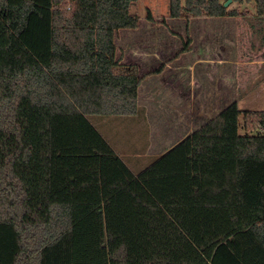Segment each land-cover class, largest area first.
<instances>
[{"label": "trees", "instance_id": "16d2710c", "mask_svg": "<svg viewBox=\"0 0 264 264\" xmlns=\"http://www.w3.org/2000/svg\"><path fill=\"white\" fill-rule=\"evenodd\" d=\"M227 1L169 16L248 13ZM136 2L0 0V264H264V111L235 100L136 171L91 121L143 113L116 45Z\"/></svg>", "mask_w": 264, "mask_h": 264}, {"label": "rangeland", "instance_id": "374dc122", "mask_svg": "<svg viewBox=\"0 0 264 264\" xmlns=\"http://www.w3.org/2000/svg\"><path fill=\"white\" fill-rule=\"evenodd\" d=\"M169 3L170 0H137V2L131 7V12L139 16V26L136 29H121L117 33L116 45L118 55L122 56V61L124 63H135L137 65L140 63L141 65L138 66L140 73L144 74V78L150 74L156 73L154 72L156 69L163 67L164 65L166 66L171 62V65L175 67L173 69L178 72V75L182 70L186 73L189 70V66L193 64L197 57L202 56L209 58L211 53H215L214 50H217L219 53L226 56V53L224 52H227V50L230 52L233 49L230 46V48L226 49V41L231 43L232 39L239 40L240 43L236 45L235 49L236 53L241 55V52L238 49H242L243 45H246L244 28L241 29L240 34L238 33L232 37L230 35V28V31H228V29L222 28L219 25V21H221L220 18L224 19V17H227L223 16L208 18L209 20H206L208 26L204 30L203 25L205 24L202 25L201 19L196 20L195 18L197 17L194 19L191 18L192 20L190 19V22L186 18H171L169 16ZM228 7L229 9L236 8L239 12L251 13L250 10L256 12L255 6L252 2H231ZM248 13L242 15V18L246 17L247 20L264 18L256 15V13L250 14L254 16H250ZM149 14L153 17L152 20H148ZM259 21L260 22L254 24L253 37L252 35L249 36V41L250 38L251 41L252 39H258V41L255 42L256 45L264 39V23L261 22L262 20ZM210 27H212V29ZM231 33L233 35V32ZM188 37L191 39L189 50L180 53L179 51ZM210 46H214L212 47L214 50H211ZM219 55L220 54L218 53L216 54V56ZM196 66V72L199 76L203 72L202 69L206 64L200 63L198 65L196 64ZM173 75L174 74H170V77L173 78ZM154 78L158 81V77L146 78L144 81V86L141 90V98H143V104L141 105L146 103L145 96L148 95L145 88L146 82L150 79L154 80ZM205 82L206 81H201V84ZM171 87H173V94L170 95L174 97L179 96V91L181 89L177 85H172ZM183 95L186 97L184 92ZM178 106L179 105L175 107L177 108ZM160 107L162 106L157 105L152 107V110L149 113V119L147 118L148 113L145 111V121L147 122L145 129L143 128L145 125L142 121L141 115L136 119L128 116H92L91 121L110 140L113 149L122 152V156L125 157V160L128 162L131 169L136 171L146 166L152 157L157 156V154H161L162 152H166L176 144V140L180 137L176 139V132H169L168 126L172 123L175 126L182 123L187 128L189 127V124L193 125L196 123V127L199 128L207 122V120L217 115L221 110V107L219 108L217 105L213 106L211 109L202 112V118L198 117L199 113L195 114L194 112L190 113L189 111H183V113L178 112L176 117L173 120H170V115L176 113L171 112L173 111L172 109L169 111V109L163 110ZM178 115L184 118V120L180 121L181 123L178 122ZM200 118L201 121H199ZM95 121H97V123H95ZM106 121L108 122L104 125L103 123ZM133 121H136L135 125ZM239 121L240 134H247L248 132L243 126V115L240 116ZM110 122L111 124H109ZM164 123L167 124L166 129ZM110 125L112 128H110ZM183 125L182 127H184ZM131 126H134V129H132ZM163 132L168 133V136L163 137ZM249 133L254 134L251 132ZM187 134L188 133H185V135ZM158 136H162L163 138ZM147 137H149L148 139L151 142L148 145H145ZM126 140L127 142H125ZM129 140L131 141V144H129Z\"/></svg>", "mask_w": 264, "mask_h": 264}, {"label": "crops", "instance_id": "0c3cea01", "mask_svg": "<svg viewBox=\"0 0 264 264\" xmlns=\"http://www.w3.org/2000/svg\"><path fill=\"white\" fill-rule=\"evenodd\" d=\"M244 1L247 2L246 0ZM250 12L252 14L256 13L254 10H250ZM251 13H248V15ZM208 18L210 17H201L195 19L202 20V25L205 24L203 25V29L205 30L208 26L206 21L209 20ZM220 20L221 21H219V25L222 28L228 29V31H230L229 28L231 29L230 35L232 37L238 33L240 34L241 29L244 28V34L247 38L244 37L246 40V45L244 44L242 49H238L241 52V55H238L235 49L236 45L240 43L239 40L232 39L231 43L226 41V49L230 47L233 48L230 52H228V50L227 52H224L226 53V56L222 55V53H219L217 50H214L212 48L215 46L214 45L210 47L215 53H211L209 58L202 56L197 57L193 64L189 66V70L186 73L182 70V72L180 71L181 73L178 75V72L173 69L175 67L171 65V62L170 64L161 67V70L163 69L161 72H156L157 74L153 73L146 76L147 79L150 77H158V81H156L154 78V80L150 79L146 82L145 88L148 95L145 96L146 103L144 105H141L143 104L141 90L144 86V81L146 78L142 80L139 87L138 103L140 108H143V113L141 116L145 125L143 126L144 129L147 124L145 121V111L148 113L147 118L149 119V113L151 112L152 107L157 105H161L162 107L160 108L163 110L169 109L170 111L172 109L173 111L171 112L176 113L170 115V120H173L178 112L183 113V111H189L190 113L194 112L195 114L199 113L198 117L202 118V112L205 110L211 109V107L216 105L219 108L221 107L222 110L235 100L238 101V105L241 110L264 111V39H262L257 44L258 46L255 43L258 41V39H252L251 41L250 38L249 41V36L252 35L253 37L254 35V24L260 22L259 20H262L261 22L264 23V18H258L257 20H247L246 17L242 18V15H239L227 16L224 17V19L220 18ZM210 28L212 29V27ZM231 32H233V35ZM217 53L220 55L216 56ZM200 63H204L206 66L202 69L203 72L198 76L196 72V64L198 65ZM138 65L141 64L138 63ZM170 74H174L173 78L170 77ZM201 81L206 82L201 84ZM174 84L181 89L179 91V96L175 97L170 95L173 94V87L171 86H175ZM183 92L186 97L183 95ZM177 105L179 106L176 108L175 106ZM164 115L166 116L165 113ZM178 116V122L184 120L183 117L180 115ZM201 118L199 121H201ZM133 123L135 125L136 121H133ZM164 125L166 129L167 124L164 123ZM182 125L183 124L181 123L178 126H175L172 123L170 126H168L169 132H176V139L180 137L178 140H176V144L185 136L191 134L195 129L198 128L196 127V123L193 125L189 124L188 128L184 125V127H182ZM131 127L134 129V126ZM110 128H112L111 125ZM163 133V137L168 136V133ZM185 133L188 134L185 135ZM148 138L149 137H147L145 145H148L151 142ZM125 142H127V140ZM128 142L131 144L130 140Z\"/></svg>", "mask_w": 264, "mask_h": 264}, {"label": "water", "instance_id": "95a60500", "mask_svg": "<svg viewBox=\"0 0 264 264\" xmlns=\"http://www.w3.org/2000/svg\"><path fill=\"white\" fill-rule=\"evenodd\" d=\"M231 3V0H228L224 5L228 7V5Z\"/></svg>", "mask_w": 264, "mask_h": 264}]
</instances>
